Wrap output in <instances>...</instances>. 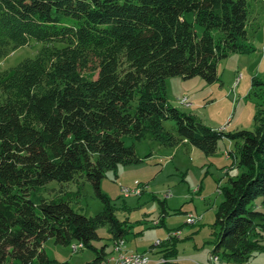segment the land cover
Wrapping results in <instances>:
<instances>
[{"label": "trees", "instance_id": "obj_1", "mask_svg": "<svg viewBox=\"0 0 264 264\" xmlns=\"http://www.w3.org/2000/svg\"><path fill=\"white\" fill-rule=\"evenodd\" d=\"M187 13L203 27L201 37ZM248 15V0H0V62L31 40L44 43L34 58L0 70V264H50L48 239L97 251L99 227L120 232L101 183L107 171L140 162L125 136L161 146L186 141L206 156L222 138L237 141L247 172L224 191L215 250L226 264L250 263L263 248L252 234L264 220L254 206L259 197L264 203V108L254 131L225 134L172 106L166 92L174 77L216 83L222 60L253 52ZM82 177L105 205L95 217L76 212L67 194H39L51 182Z\"/></svg>", "mask_w": 264, "mask_h": 264}, {"label": "rangeland", "instance_id": "obj_2", "mask_svg": "<svg viewBox=\"0 0 264 264\" xmlns=\"http://www.w3.org/2000/svg\"><path fill=\"white\" fill-rule=\"evenodd\" d=\"M248 2L246 44L253 52L233 54L222 60L216 83L208 84L201 78L184 81L179 77L166 81L167 98L172 106L225 134L254 131L258 110L264 108V0ZM185 18L194 23L201 37L204 29L195 24L194 14L187 13ZM43 46L44 43L31 40L29 45L2 60L0 70L9 71L34 58ZM97 75L96 72L93 78ZM163 125L167 131L176 133L174 121ZM123 141L126 146L135 145L140 162L120 165L117 172L107 171L101 183L102 194L111 201L121 223L120 232L113 235L108 224L99 227V239L93 242L97 251L76 243L80 248L74 251L73 245L62 246L48 239L44 249L50 264H94L101 251L105 255L99 264H116L121 258L144 254L151 264H175L177 257L164 256L166 248L179 253L180 260H188L180 264H211V257L214 263L223 264L224 252L215 250L217 211L231 180L247 172L239 164L237 141L220 139L216 152L210 156L186 141L173 146H161L154 140L136 142L130 136L123 137ZM123 189L142 193L126 197ZM39 194L47 200L67 194L65 198L71 207L87 217H95L105 206L84 177L71 183L51 182ZM161 202L165 203V214ZM254 206L264 212L263 197L257 198ZM252 235L260 239L263 248L251 254L250 263L264 264V220L256 221ZM8 264L20 262L9 259Z\"/></svg>", "mask_w": 264, "mask_h": 264}, {"label": "built area", "instance_id": "obj_3", "mask_svg": "<svg viewBox=\"0 0 264 264\" xmlns=\"http://www.w3.org/2000/svg\"><path fill=\"white\" fill-rule=\"evenodd\" d=\"M141 190H129V189H123V194H129V195H140ZM76 249H74L75 251ZM211 257V256H210ZM210 262L211 264H217V263H214V257H211L210 258ZM116 264H146V260H140V255H137L135 256V260H132V261H125V258L122 259L121 261H119L118 263Z\"/></svg>", "mask_w": 264, "mask_h": 264}, {"label": "bare ground", "instance_id": "obj_4", "mask_svg": "<svg viewBox=\"0 0 264 264\" xmlns=\"http://www.w3.org/2000/svg\"><path fill=\"white\" fill-rule=\"evenodd\" d=\"M125 196L126 197H129V196H131V195H129V194H125ZM138 196V195H137ZM83 246V245H82ZM78 248H80V247H78L77 245H73L72 246V249L74 250V249H76L75 251H77L78 250ZM116 250V249H115ZM137 255V254H136ZM116 257V256H115ZM114 259V258H113ZM120 259V258H119ZM118 259V260H119ZM116 260V259H115ZM115 260H113V261H115ZM122 260V258L119 260V261H121ZM125 260L126 261H132V260H135V256H133V257H131V258H129V257H127V258H125ZM140 260H146V264H151L150 263V260H149V256L148 255H140ZM104 261V260H103ZM106 261V260H105ZM112 261V260H111ZM110 261V262H111ZM118 261V262H119ZM106 263H108L107 261H106ZM165 263V262H164ZM164 263H162V264H164ZM115 264V263H114Z\"/></svg>", "mask_w": 264, "mask_h": 264}, {"label": "crops", "instance_id": "obj_5", "mask_svg": "<svg viewBox=\"0 0 264 264\" xmlns=\"http://www.w3.org/2000/svg\"><path fill=\"white\" fill-rule=\"evenodd\" d=\"M129 249V248H128ZM130 250H132V249H130ZM134 251V250H133ZM211 254V253H210ZM185 259H187V258H185ZM186 261H188V260H186ZM185 260H180L179 259V253L177 254V260H176V262H175V264H180V263H182V262H186ZM208 262V261H207ZM185 264H187V263H185ZM249 264H252V263H249Z\"/></svg>", "mask_w": 264, "mask_h": 264}]
</instances>
